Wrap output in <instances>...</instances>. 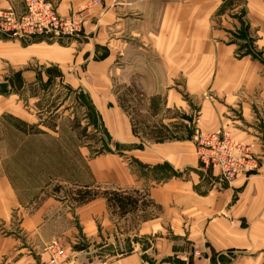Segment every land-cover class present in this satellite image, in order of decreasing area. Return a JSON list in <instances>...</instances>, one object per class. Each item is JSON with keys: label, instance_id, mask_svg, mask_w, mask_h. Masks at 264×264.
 <instances>
[{"label": "crops", "instance_id": "1", "mask_svg": "<svg viewBox=\"0 0 264 264\" xmlns=\"http://www.w3.org/2000/svg\"><path fill=\"white\" fill-rule=\"evenodd\" d=\"M90 1L57 4L68 11ZM22 4L0 0V9ZM94 12L82 36L52 44L0 32V89L25 95L61 87L83 96L113 145L130 151L90 160V179L80 187L111 186L147 204L138 201L110 230L95 225L107 217L105 199L76 204L49 191L43 197L59 160L9 127L6 118L23 121L27 109L18 95L2 96L0 264H46L44 245L55 239L66 242L68 264H264V0H102ZM124 68L151 105L182 109L202 129L252 144L257 172L230 185L209 171L208 186L192 141L140 144L110 80ZM11 169L34 176L21 173L15 181ZM113 233L129 251L102 259Z\"/></svg>", "mask_w": 264, "mask_h": 264}, {"label": "rangeland", "instance_id": "2", "mask_svg": "<svg viewBox=\"0 0 264 264\" xmlns=\"http://www.w3.org/2000/svg\"><path fill=\"white\" fill-rule=\"evenodd\" d=\"M21 1H23V4L18 8L13 6L0 9V32L12 38L29 40V42L48 40V44H52V42H49L51 40H70L82 36L85 23L91 17L94 18V11L102 2V0H91L78 9L65 11L58 9V0ZM40 1L50 4L52 8L55 9L62 23V26L58 27L57 31L59 34H62V31L65 32V34L59 36V34L57 33V35L54 31L47 33L44 31L39 32V30L46 28V26L44 23L40 24L35 16L31 17L33 16L31 9L36 5L35 2L37 3ZM24 17L34 19L33 25H30L29 21L21 23ZM13 19H15V22H12ZM67 21L70 22L71 25L69 29L66 30L63 23ZM34 32L38 33L32 34ZM249 51L252 50L250 49ZM35 63L36 61L32 64ZM5 68L9 67L5 66ZM2 75L3 74H0V76ZM110 80L114 87L113 92L118 96L120 107L127 113L126 115L130 119L132 125V131L140 144L146 147L154 143H164L175 140L192 141L200 166L208 172L206 177L201 179V182H206L208 186L212 178L209 171L213 172V170H215L219 174L220 179L230 185H233L240 177L246 178L248 172H257L260 160L254 152V146L252 144L236 140L228 131L216 130L208 132L199 126L200 123L195 121L196 118L190 120L187 113L184 110L182 111V109L178 110L174 107V109H171L169 112L168 109L164 110L162 104L158 105L155 103L151 105L148 99H146V93L142 92V90L137 87L136 83L132 82L131 73L129 70H125V68L119 73H115L112 76L110 75ZM1 85L2 84H0V87ZM133 88H135V90ZM46 89L47 88L30 89V93L27 92L25 95L14 93L13 90L0 89V97L18 95L19 99L14 97V100H16L17 103L20 102V107H25L27 110L25 111L26 113L20 116V119L23 121L14 118L9 120L10 117H7L6 119L9 121V127L13 125L14 128L16 126L19 131L28 135V138L31 137L28 142H34L32 145L35 147L39 146V148H43L46 146L52 148L50 159L53 161L59 160L58 167L61 169L52 168L53 173H57L51 181L49 190H43V197L46 195V192L49 191L52 194H57L61 198L69 194L68 197L72 200L76 190L81 189L82 187L80 186L90 179L88 173V164L90 160H94L101 155L116 153V149L119 151L128 149L130 151V147H116L113 145L109 134L106 133L105 129L102 127L99 117L94 113L83 96L80 97L79 94L74 92L71 93L66 88L61 87L49 90ZM146 102L149 103L146 104ZM173 116L177 117L178 121L173 122ZM164 117L166 119L170 117L172 121L171 124L165 123L166 119H163ZM166 125H170L169 128ZM164 128H166L167 131L164 130ZM216 133H219V135L216 136ZM213 137H216L215 140ZM214 146L218 147V149L213 155ZM221 150L224 151L226 155L227 153H231V158L235 162L251 163V161H248L247 156H240L248 152L253 163L257 164V167L246 169L242 166L236 173L240 175H237L233 180H229L222 173V166L225 164L220 157L222 156ZM214 165H218L220 168ZM10 171L14 173L15 181L19 179L18 177L22 180L25 173L26 175L32 174L22 169L20 173L12 169ZM173 173L174 172L171 170V175H174ZM32 176H34V174H32ZM34 180H37V178ZM60 181L62 184H65V187H61V184H57L60 183ZM48 184L49 182L43 181L42 187ZM110 188L112 187H93V189L99 193L98 197L102 199H105L103 193L106 190L116 191ZM119 192L132 195L130 192ZM136 198L139 200L140 205L147 202L145 199L138 198V195ZM72 201L75 202L74 200ZM108 208L109 210L106 209L107 217L98 219L95 225L101 227V224L105 222L108 224L110 230H114L115 226L117 229L121 216L116 210L109 207V205ZM100 211H102V209ZM100 214H103V217L106 216V213ZM145 218L146 217L137 218V223L139 224L141 220ZM129 232L130 229L128 230V233ZM107 237H109V243L105 251V256L103 251H101L102 259L105 257V260H110L116 257L118 253H126L129 251V246L125 245L122 239H116L117 237H115L114 233L112 235L109 234ZM78 240L80 239L78 238ZM67 249L66 242L63 240L55 239L47 242L44 245V250L49 253L48 263L46 264H55L57 259L58 261L56 264H68L69 253Z\"/></svg>", "mask_w": 264, "mask_h": 264}, {"label": "built area", "instance_id": "3", "mask_svg": "<svg viewBox=\"0 0 264 264\" xmlns=\"http://www.w3.org/2000/svg\"><path fill=\"white\" fill-rule=\"evenodd\" d=\"M36 5H34V8L32 7L31 9V13L33 16L31 17H36L37 21L40 24H45L46 28H43L41 30H39V32H51L54 31L56 34L59 32L57 31L58 27L62 26V23L60 22V19L58 18V14L56 13L55 9L52 8V6L50 4H46L42 1L40 2H35ZM52 9V11H51ZM55 11V13H54ZM24 21H29L30 25H33L34 23V19L30 18V17H24L21 20V23ZM12 22H15V19L12 20ZM65 29H69L71 23L70 22H66L63 23ZM38 32H34L32 34H37ZM57 34V35H58ZM62 34H65V32L62 31ZM62 34H59L62 35ZM216 136L219 135V133L215 134ZM214 138V137H213ZM218 147L214 146L213 147V155L216 153ZM221 149V148H219ZM222 151V150H221ZM241 157L243 156H247L248 161H251V163H246V162H235L231 157V153H227V155L224 153V151H222V156L221 159L224 161L223 163L225 164L224 166H222V173L223 175L229 179V180H233L237 175L240 174H236L237 171H239V169L244 166L246 169H250L251 167H257V164L253 163V160L251 159V157L249 156V153L247 152L245 155H240ZM218 157V156H217ZM239 157V158H241ZM214 160V159H213ZM248 164V166H247ZM214 166H218V165H214ZM219 167V166H218ZM220 168V167H219ZM251 172H248V174L246 176H248ZM57 263V261H55V264Z\"/></svg>", "mask_w": 264, "mask_h": 264}, {"label": "trees", "instance_id": "4", "mask_svg": "<svg viewBox=\"0 0 264 264\" xmlns=\"http://www.w3.org/2000/svg\"><path fill=\"white\" fill-rule=\"evenodd\" d=\"M99 193L91 188H81L76 190L74 193L73 200L75 203L83 204L91 202L92 200L98 198ZM104 198L106 199L109 207L116 210L120 216H124L128 213L134 212L138 207V199L131 194L126 195L119 191H109L106 190L104 193ZM140 199L142 197L140 196ZM147 203V202H146ZM146 203H143L145 205Z\"/></svg>", "mask_w": 264, "mask_h": 264}, {"label": "bare ground", "instance_id": "5", "mask_svg": "<svg viewBox=\"0 0 264 264\" xmlns=\"http://www.w3.org/2000/svg\"><path fill=\"white\" fill-rule=\"evenodd\" d=\"M215 138H216V137H214L213 139L215 140ZM56 261H58V259H57Z\"/></svg>", "mask_w": 264, "mask_h": 264}]
</instances>
